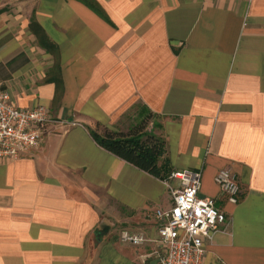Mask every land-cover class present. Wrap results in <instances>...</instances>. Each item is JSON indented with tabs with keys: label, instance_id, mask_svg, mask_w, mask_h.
Returning <instances> with one entry per match:
<instances>
[{
	"label": "crops",
	"instance_id": "0c3cea01",
	"mask_svg": "<svg viewBox=\"0 0 264 264\" xmlns=\"http://www.w3.org/2000/svg\"><path fill=\"white\" fill-rule=\"evenodd\" d=\"M0 82L53 120L39 147L0 161V264H156L168 188L90 135L139 113L169 174L201 171L199 195L225 216L203 264H264V0H0Z\"/></svg>",
	"mask_w": 264,
	"mask_h": 264
},
{
	"label": "built area",
	"instance_id": "2783aa9c",
	"mask_svg": "<svg viewBox=\"0 0 264 264\" xmlns=\"http://www.w3.org/2000/svg\"><path fill=\"white\" fill-rule=\"evenodd\" d=\"M52 123L45 107H15L0 82V161L18 159L35 150ZM201 180L202 173L197 170L173 171L163 180L172 204L169 209L155 211L158 240L153 257L156 264H203L204 240L225 223L215 200L199 195ZM214 182L228 204H238L241 191L231 170H219ZM121 240L134 246L148 241L143 235L128 232H122Z\"/></svg>",
	"mask_w": 264,
	"mask_h": 264
},
{
	"label": "trees",
	"instance_id": "16d2710c",
	"mask_svg": "<svg viewBox=\"0 0 264 264\" xmlns=\"http://www.w3.org/2000/svg\"><path fill=\"white\" fill-rule=\"evenodd\" d=\"M142 126L127 133H117L97 124L94 130H90V135L106 151L145 173L165 180L170 170L165 161H160L164 142L153 135L141 138L140 134L144 131Z\"/></svg>",
	"mask_w": 264,
	"mask_h": 264
},
{
	"label": "rangeland",
	"instance_id": "374dc122",
	"mask_svg": "<svg viewBox=\"0 0 264 264\" xmlns=\"http://www.w3.org/2000/svg\"><path fill=\"white\" fill-rule=\"evenodd\" d=\"M139 114H134L132 117H129V120H127V122L125 121L123 125V132L127 133L129 130L135 129L144 124V126H142L144 127V131L140 134L141 138L145 139L146 136L149 135L155 136L154 132L156 127L152 124L151 117L144 113Z\"/></svg>",
	"mask_w": 264,
	"mask_h": 264
}]
</instances>
